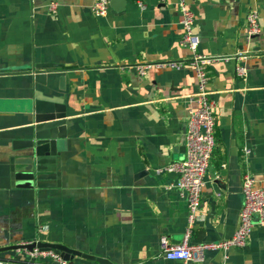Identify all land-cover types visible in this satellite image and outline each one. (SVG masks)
I'll return each instance as SVG.
<instances>
[{"label":"crops","instance_id":"obj_1","mask_svg":"<svg viewBox=\"0 0 264 264\" xmlns=\"http://www.w3.org/2000/svg\"><path fill=\"white\" fill-rule=\"evenodd\" d=\"M51 2L55 14L48 10ZM94 2L0 0V248L40 241L111 264H223L220 252L181 262L160 251L163 236L170 244L182 241L188 209L177 189H166L177 176L154 170L183 158L188 113L196 107L188 99L196 80L187 65L191 54L178 43L176 0H108L102 17L91 13ZM186 5L194 15L197 52L215 58L207 68L215 146L188 240L198 244L227 239L237 229L245 173L264 191V0ZM251 10L260 32L249 38ZM156 62L183 66L144 76L135 70ZM49 63L63 71L51 74V86L44 88L29 72ZM237 66L247 76H237ZM37 90L61 98L66 108L59 156L44 173L55 178L58 172L59 178L53 187L21 188L11 167L23 151L12 142L31 122L24 110ZM0 264L51 263L5 251ZM68 264L99 263L74 257ZM226 264H264V230L254 227L244 248L228 252Z\"/></svg>","mask_w":264,"mask_h":264},{"label":"built area","instance_id":"obj_2","mask_svg":"<svg viewBox=\"0 0 264 264\" xmlns=\"http://www.w3.org/2000/svg\"><path fill=\"white\" fill-rule=\"evenodd\" d=\"M176 6L180 14L179 25L181 35L179 45L190 52L187 60L188 67L193 71L196 80V92L189 96V101L196 107L191 109L187 117L185 132L184 156L179 161H174L166 166L154 170L156 175L174 174L177 180L166 187L167 190L175 188L185 198L188 209V228L182 241L178 244H170L166 237L159 241L160 251L164 259L181 262H202L205 252H220L223 264H226L228 252L231 249H242L246 246L249 234L254 227L264 230V191L254 187V179L245 173L241 181V193L243 201L239 211V223L234 233L227 239L218 242L188 244L191 228L196 219L201 204V192L205 184V174L215 146V101L211 98L207 89L208 66L215 58L200 55L197 52L199 37L194 32L195 20L193 13L186 5V0H176ZM140 10L145 9L142 2H137ZM108 0H95L90 6L91 13L95 17L105 16L108 10ZM51 14L56 12V4H48ZM247 36L254 37L260 32L258 13L249 11L246 16ZM182 62H156L137 65L136 72L144 76L147 71L155 70H180ZM235 73L239 77L247 76V70L243 66H237ZM244 155H249L248 148L243 149ZM43 227L39 228V231ZM37 242V241H35ZM25 243V244H30ZM31 262H50L51 264H68L53 250L40 251L33 248L15 250Z\"/></svg>","mask_w":264,"mask_h":264},{"label":"water","instance_id":"obj_3","mask_svg":"<svg viewBox=\"0 0 264 264\" xmlns=\"http://www.w3.org/2000/svg\"><path fill=\"white\" fill-rule=\"evenodd\" d=\"M60 68L62 65L53 63L35 64L29 73L35 84L48 88L51 86L49 76L62 72ZM63 81V77L58 78V89L60 90L63 89ZM24 111L30 116L31 122L24 127L23 138L12 142L13 149L23 151L21 158L12 159L11 170L14 185L21 188L53 187L54 182L59 178V173L55 174V178H46L44 173L53 164L51 159L59 156L57 140L65 138V105L61 98L46 96L37 90L33 93ZM16 166L21 168L17 169ZM33 248L40 251L53 250L67 262H71L74 257H79L99 264H111L107 260L72 250L64 245L40 241L0 248V253L18 249L31 251Z\"/></svg>","mask_w":264,"mask_h":264}]
</instances>
